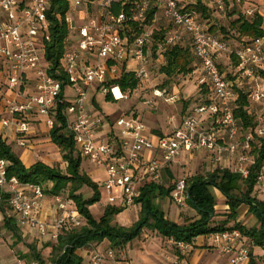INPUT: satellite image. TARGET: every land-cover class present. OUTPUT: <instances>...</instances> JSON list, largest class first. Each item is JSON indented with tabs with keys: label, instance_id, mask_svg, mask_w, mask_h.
<instances>
[{
	"label": "built area",
	"instance_id": "2783aa9c",
	"mask_svg": "<svg viewBox=\"0 0 264 264\" xmlns=\"http://www.w3.org/2000/svg\"><path fill=\"white\" fill-rule=\"evenodd\" d=\"M195 1L139 0L135 8L137 19L143 18L151 7L161 10L176 28L167 37L169 44L180 41L184 32L190 35L202 71L201 82L210 87L208 100L188 110L172 132L152 136L135 114L112 118L96 110L89 101L93 84L115 100L128 97L115 83L123 72H133L139 82L150 77L148 54L154 38L150 27L130 38L123 34L127 14L114 13L113 0H70L66 15L70 46L63 57L67 76L63 80L49 72L42 48L49 39L50 0H0V102L4 114L0 129L12 130L17 143L27 147L30 120L36 116L50 134L57 124V107L65 104L66 128L73 134L77 150L81 157L104 168L102 186L108 195V205L118 208L135 205L148 183L163 184L165 169L183 151H206L217 168L247 178L255 162L252 148L264 139V35L235 49L239 62L233 66L229 78L221 70L217 56L232 53V49L225 40L207 30L197 12L186 8ZM209 1L222 14L231 5L246 2ZM258 11L260 8L251 6L244 13L250 18ZM242 79L256 114L252 129H245L234 111L239 97L237 88L241 89L238 83ZM168 94L166 88H157L144 104L155 108L156 98L164 96L169 102L177 100L176 95ZM8 166L9 162L0 158V210L7 207L11 212L7 215H14L20 227L33 228L40 235L57 240L63 231L83 225L84 216L67 191L52 196L53 221L40 219L38 211L46 197L43 186L9 176ZM186 179L177 180L171 192L180 205L186 204L188 197ZM263 179L262 171L258 183ZM210 236L214 247L229 256L230 264H250L251 244L239 228L217 231ZM174 243L182 251L190 246L184 241ZM83 249L90 264H129L125 255L112 247L90 245ZM262 251L263 259L253 254L257 264H264ZM31 264L41 262L33 260Z\"/></svg>",
	"mask_w": 264,
	"mask_h": 264
},
{
	"label": "trees",
	"instance_id": "16d2710c",
	"mask_svg": "<svg viewBox=\"0 0 264 264\" xmlns=\"http://www.w3.org/2000/svg\"><path fill=\"white\" fill-rule=\"evenodd\" d=\"M138 1L113 0L112 4L114 13L124 11L127 14L123 34L128 35L130 38L153 25L157 15V8L154 6L147 11L143 18L137 19L135 8ZM69 8L70 0H50L48 11L50 21L49 39L45 40L42 46L45 60L49 64V72L63 80L67 78L63 68V57L70 46L68 42L70 28L66 21ZM186 8L197 12L202 21L211 18L212 12L207 0H196L188 3ZM263 21V17L258 15L257 12L250 18L239 14L233 20L232 26L246 42L264 35ZM217 29L216 24H213L208 28V31L212 32ZM154 33H156L154 34L156 38L160 36V39H162L165 31L160 30ZM223 37L227 36L224 35ZM160 41V43L153 45V49L155 53L159 46L163 48L161 51H163L165 61L162 63L160 71L166 76L167 80L178 75L186 76L195 71L197 61L191 46L180 42L166 46L164 41ZM236 48L232 49L230 55L233 66L239 62L234 53ZM229 77H232V75ZM115 83L120 86L122 91L126 92L136 89L139 80L135 78L133 72H123ZM200 88L201 90L210 91V87L205 82L200 83ZM237 89L239 97L237 106L234 109L235 115L240 118L245 129H252L256 123L255 110L247 92ZM106 98L107 100L114 99L111 94H107ZM207 100L208 98L204 102ZM93 102L95 101L93 100ZM65 106V104L58 105L56 112L57 124L49 134L51 140L61 149L63 160L67 163L65 168L60 165L46 164L42 161H38L29 167L26 166L0 131V158H4L9 162V176H17L23 182L42 185L45 194L50 197L67 191L84 216V224L80 228L78 227L79 229L74 228V230H67L59 234L56 245L52 250L53 264H86L77 250L88 247L95 242L101 243L104 240H108L112 248H123L130 241L139 237L146 226L157 231L163 237L190 244L199 235H211L217 231L239 228L243 235L248 238L251 248L258 247L264 250V200L259 199L255 193L259 176L264 169V139L254 144L252 148L251 152L254 155L255 162L251 166L247 178H243L240 174L229 169L215 168L205 173H196L186 179L188 195L186 203L197 213L184 223H177L167 218L164 211L155 203L157 197L169 196L175 187V183L169 187H166L165 184L148 183L143 187L140 198L137 199V203L141 205V218L134 225L125 226L115 221L116 215L124 208L107 205L98 218L93 216L90 205L100 198L98 184L80 168L82 157L76 148L73 134L66 128L63 114ZM84 186H88L93 190V195L90 198H84L82 195L81 189ZM215 189H218L224 195L228 205L227 217L218 224L212 223L216 216L217 198L214 193ZM242 204H247L250 211L257 216L258 226L247 228L237 221L238 208ZM7 210V207L1 209L4 213L3 225L12 231L17 240L20 241V226L14 215H7ZM30 250L33 259L39 260L41 264H46L45 259L37 252L35 245H31ZM251 255L250 264H257L252 249Z\"/></svg>",
	"mask_w": 264,
	"mask_h": 264
},
{
	"label": "rangeland",
	"instance_id": "374dc122",
	"mask_svg": "<svg viewBox=\"0 0 264 264\" xmlns=\"http://www.w3.org/2000/svg\"><path fill=\"white\" fill-rule=\"evenodd\" d=\"M250 1H251L250 3H253V5L256 7L260 6L259 8L261 11H258L257 13L258 15H261L260 12H262V16H264V0H250ZM250 3L246 2L245 4L242 5V7H239L237 5L230 6V8L227 11L226 16H224L223 14L220 15L219 13L218 14L216 13L215 15V18L219 20V25L216 26L218 29L216 31H212L211 33H214L218 35L219 37H221L223 40H225L230 49L239 47L240 45H242V43H244L243 38L239 36L237 30L232 26V22L239 16V14L241 15L243 14L244 16H246L244 13V10L247 7L253 6ZM159 13L163 16V13L161 12V10L158 9L157 14L159 15ZM156 16H155L153 25L149 27L153 30V32H159L161 30V31H165V34L162 39H160V36L159 38H156L154 35L153 41L151 45H149L151 49L150 53L148 54L150 77L144 81H140L136 89L132 91L128 90L124 92L128 96L124 99L107 100L106 98L107 93L103 92L102 90H97V86L95 84L91 86L92 90L90 91L91 92L90 95H91V99L95 95V97L93 98V100L95 101L93 105L94 108L100 112L108 114L112 118L135 114L136 116L140 117L144 121L143 115L146 113H148L152 117L162 115L163 119L166 118L165 125H163L160 128H157V127L152 128L153 125H150L149 127H151L154 132H159L160 134H163L165 132L166 133L172 132V130L176 126L179 125L181 121L180 118L185 114L186 109L196 104L203 103L205 99L209 97L210 91L209 90L206 91V89L201 90L200 88V83H203L201 82L203 76L200 73V69H199L200 65L198 64V62L196 63L197 64L196 69L198 70L196 71L195 69L196 72H193L186 76L178 75V76H175V78L173 79L167 80L166 76L161 73L160 67L162 63H164L165 61L163 51H161L163 50V48L159 46L158 50L154 53L153 45L156 43H160L161 42L160 40H162L164 41L166 46H169L170 44L167 43V37L173 34L176 31V28L164 16H163L164 18H161V19L159 18L157 19L158 16L157 17ZM82 19L83 17L79 21H81ZM202 22L204 23L207 30L208 28L211 27V25L214 24L212 17L206 21L203 20ZM224 35H226L227 37H223ZM183 36L185 37L184 33H182V38ZM230 55H231V52H226V53L219 54L217 56V60L220 65V68L224 72V74L227 75V77L232 75V70H233V60ZM229 78H232V77H229ZM170 83L173 84L171 89L175 88V90L180 93V96L182 98L177 99L174 102H169L165 100L167 96L158 97L156 98L155 108L148 107L144 104V101L146 99L153 97V91L155 89L167 88L170 85H172ZM238 86L242 90L247 88L245 80L243 79L238 83ZM67 90L69 92H72V89L69 87L67 88ZM2 105H3L2 102H0V120L2 118V115H4L2 111ZM146 125L148 124L146 123ZM43 136L45 135H42V137ZM44 142H51V141L49 139L42 141L41 143H43L42 144L43 146L44 144H46ZM195 157L196 158L194 162L191 161L189 164L184 163L183 165H179L177 169H174L171 172L166 173V179L163 182V184H165L166 187H169L170 185H173L177 180H179L182 177L188 178L190 177V175L195 174V173H204L207 171L208 168H210L209 167L210 165H207L208 158H210V154L204 151H201V152L199 151L196 153ZM54 165H60L62 168L66 167L67 163L63 160V155H62V159L60 160V162H57V163L55 162ZM96 167H97L96 164L82 157L81 167H80L81 170L89 174L92 180L98 184L100 198L98 201L90 205V210L93 216L98 218L103 213L105 207L109 203H108L107 192L105 188L102 186V183L105 179L104 172L94 171ZM186 167L188 168L187 170H186ZM81 193L84 196V198H90L93 195V190L88 186H84L81 189ZM155 203L158 204L160 208L163 207L164 209H166L168 216L174 219L175 218L179 219V217H181L180 221L185 222L187 219L192 217L190 214H187L189 212V211L187 212V209L189 208L187 203L184 205L177 204L174 201L171 194L163 198L158 197ZM222 203L224 204V202ZM217 204H219V201H217ZM218 208L220 209V206ZM7 211L11 213L9 210ZM216 215L217 216L214 217L212 221L213 224H218L221 221L225 220V218L227 217L226 213H218ZM141 216H142L141 215V205L139 203H136L135 205H132V206H129L128 208L123 209V211L117 214L115 217V221L116 223L120 225L132 226L141 218ZM79 228H76V229H79ZM19 229H20V236L23 237L25 233L21 228ZM63 232H66V231H63ZM142 232L143 233H141V236H139L137 240H140L142 238L148 239L149 236H152L151 234H154L157 231L146 226L144 227ZM144 234L145 235L149 234V235L147 237V236H144ZM25 236L27 238H33L32 236H29V235H25ZM14 237H16L14 233L4 227L3 221L0 222V241H4L8 243L7 245L5 244L6 247L4 249L12 250L16 258L18 260H21L24 264H31V262L35 259H33L31 256L30 247L21 242L18 243L17 240L15 241ZM13 240H14V244H13ZM56 242L57 241L55 240V241H49V242L47 241L44 243V242H41L40 239H37L35 243H33V245L36 246L37 252H39L42 255V257L45 259L46 264H53L52 263V255H53L52 250H53L54 245H56ZM101 243L103 244L100 245V243L95 242L92 245H95V246L100 245L101 247L102 246L110 247V242L108 240H104ZM170 245L172 246L174 250L178 249L175 243H171ZM81 250L82 252H80V254L83 256L84 262L86 264H90L89 255L87 254L86 250L83 248ZM254 250L255 249L252 248V251ZM257 258L263 259V257L261 256H257Z\"/></svg>",
	"mask_w": 264,
	"mask_h": 264
},
{
	"label": "crops",
	"instance_id": "0c3cea01",
	"mask_svg": "<svg viewBox=\"0 0 264 264\" xmlns=\"http://www.w3.org/2000/svg\"><path fill=\"white\" fill-rule=\"evenodd\" d=\"M185 1V0H182ZM209 7L211 9V17L213 18L214 24L219 25V20L215 18L216 13L219 12L215 10L212 3L207 0ZM246 2L250 3V0H246ZM245 2V3H246ZM244 3V4H245ZM253 5V3H250ZM237 5L239 7H242V5ZM232 6V5H231ZM254 6V5H253ZM255 7V6H254ZM258 8L260 6H257ZM230 7H228L229 9ZM228 11V10H227ZM220 15L222 13H219ZM224 16L227 15V12L223 14ZM158 16V17H157ZM157 19L164 18L160 13L157 14ZM185 37L183 36V40L181 39L180 42L185 43L189 46H191V38L188 33H185ZM200 73L202 74L201 68ZM198 69H196L197 71ZM194 71V72H196ZM172 84V83H170ZM173 86L170 85L166 89L168 90V93L171 95H176L177 99L182 98L180 96V93L177 92L174 89H171ZM66 91V90H65ZM90 102H93V99L89 100ZM193 106L188 107L185 111V113L190 110ZM144 123L148 124L147 126V133L148 135L157 136L161 135L159 132H154L152 128L157 127L160 128L163 125H165V119H163L162 115L152 117L148 113L143 115ZM181 119V118H180ZM150 125H153V127H149ZM30 134L28 135L29 145L27 147L20 146L17 143V136H15V133L12 130L9 129H0L3 136L7 138L8 143L11 144L13 150L17 152V154L20 156L21 160L26 166H31L32 164L42 161L46 164H55V162H60L62 159V153L60 151V148H58V145L55 144L49 135V131L46 129L43 122H41L36 116H34L30 120ZM177 127V126H176ZM175 127V128H176ZM151 128V129H149ZM174 128V129H175ZM173 129V130H174ZM172 130V131H173ZM170 132H165L163 134H168ZM42 135H45L42 137ZM50 140L51 142H44V146L41 143L45 140ZM195 152H181L179 157L177 158L176 162L172 163L169 167H167L164 171V181L166 179V173L171 172L174 169H177L179 165L189 164L191 161L194 162L196 153ZM201 152V151H200ZM206 152V151H204ZM208 153V152H207ZM149 155L150 152H147ZM209 154V153H208ZM206 161V160H204ZM207 165H210L207 169L213 170L216 167V164H214L211 160V157L208 158ZM188 168L186 167V170ZM94 171H102L104 172V176H106L105 170L102 167H96ZM205 173V172H204ZM264 173V171H263ZM171 174V173H170ZM196 174V173H195ZM194 175V174H192ZM190 175V176H192ZM90 176V175H89ZM261 188V190H260ZM259 189V191H258ZM217 201H219V204H216V214L218 213H226L228 211V205L226 204V198L224 195L218 190L215 189L214 191ZM257 197L259 199L264 200V180L260 181L256 186V192ZM158 199V197H157ZM156 199V201H157ZM224 202V204L222 203ZM222 203V204H221ZM220 206V209L218 208ZM189 207V206H188ZM162 210L165 213V216L169 218L172 221H175L177 223H184L183 221H180L181 217L179 219H174L172 217H169L167 214L166 209L161 207ZM55 205L53 198L50 196L45 197V199L41 203V207L38 211V216L40 219L45 220L49 223H51L55 217ZM189 211V212H188ZM187 214H190L191 216H194L197 212L193 208L189 207L187 209ZM6 213H9L8 211ZM217 216V215H216ZM215 216V217H216ZM4 213L0 210V222L3 221ZM178 218V217H177ZM237 221L240 222L242 225L246 226L247 228H252L255 226H258V218L257 216L250 211L249 206L247 204H242L238 208V215H237ZM24 231L23 237H21L20 241L17 240L16 237L15 241L17 240L18 243L21 242L23 244H26L27 246L33 245L37 239H40L41 242H49V241H55L50 236H42L40 233L37 232V230L30 228V227H20ZM143 233V232H142ZM25 235L32 236L33 238H27ZM149 234H144V236L148 237ZM152 236H149L148 239H140L137 240L139 237L133 239L130 241L127 245H125L123 248L117 249L119 252H122L125 257L128 260L129 264H230V258L228 255L222 254L217 248L214 247L211 236L210 235H199L197 236L193 242L190 244V246L185 250L182 251L180 249L174 250L171 243H174V240L161 236L158 232H155L154 234H151ZM141 236V235H140ZM13 238V239H14ZM247 241V237L245 238ZM8 243L4 241H0V264H24L21 260H18L16 256L13 254L12 250L4 249ZM14 244V240H13ZM103 243H100L102 245ZM39 245V243H38ZM99 245V246H100ZM103 247V246H102ZM255 252L253 251V254L256 256H260L262 254V249L258 247H253ZM2 249V250H1ZM252 249V248H251ZM77 252L80 254L82 252L81 249L77 250ZM81 255V254H80ZM82 256V255H81ZM256 256V257H257ZM83 257V256H82ZM255 257V258H256Z\"/></svg>",
	"mask_w": 264,
	"mask_h": 264
},
{
	"label": "bare ground",
	"instance_id": "6f19581e",
	"mask_svg": "<svg viewBox=\"0 0 264 264\" xmlns=\"http://www.w3.org/2000/svg\"><path fill=\"white\" fill-rule=\"evenodd\" d=\"M116 93L119 95L120 93H119V91L116 89Z\"/></svg>",
	"mask_w": 264,
	"mask_h": 264
}]
</instances>
